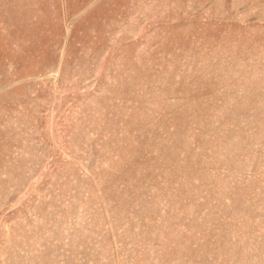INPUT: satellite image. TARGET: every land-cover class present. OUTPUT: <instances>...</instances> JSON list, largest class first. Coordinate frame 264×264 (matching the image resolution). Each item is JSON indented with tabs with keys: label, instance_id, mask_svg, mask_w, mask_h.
<instances>
[{
	"label": "rangeland",
	"instance_id": "rangeland-1",
	"mask_svg": "<svg viewBox=\"0 0 264 264\" xmlns=\"http://www.w3.org/2000/svg\"><path fill=\"white\" fill-rule=\"evenodd\" d=\"M0 264H264V0H0Z\"/></svg>",
	"mask_w": 264,
	"mask_h": 264
}]
</instances>
